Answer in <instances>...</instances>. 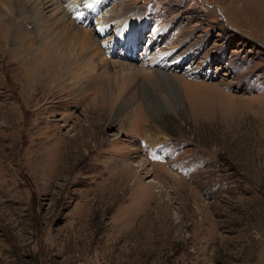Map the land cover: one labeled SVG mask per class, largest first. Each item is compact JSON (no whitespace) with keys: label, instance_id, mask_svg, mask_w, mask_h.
Listing matches in <instances>:
<instances>
[{"label":"rangeland","instance_id":"obj_1","mask_svg":"<svg viewBox=\"0 0 264 264\" xmlns=\"http://www.w3.org/2000/svg\"><path fill=\"white\" fill-rule=\"evenodd\" d=\"M42 1L0 19L49 59L72 4L104 59L31 97L0 42V264H264V0Z\"/></svg>","mask_w":264,"mask_h":264},{"label":"bare ground","instance_id":"obj_2","mask_svg":"<svg viewBox=\"0 0 264 264\" xmlns=\"http://www.w3.org/2000/svg\"><path fill=\"white\" fill-rule=\"evenodd\" d=\"M27 1H29V0H27ZM89 2H86V4H88ZM15 4L17 6H19V0H15ZM36 4L37 5L33 4L34 10H36L37 14H42L40 8H38L39 7L38 3H36ZM13 7H14V5H13ZM72 8H73V5L70 4L68 6V12L66 14L67 15L66 18H69V19H65V17H63V20L61 22H59L57 20L54 27H51V30L57 31L58 34L56 33V35L59 37L60 40L63 41L62 43L66 44V46L69 47L68 52L64 53L61 50L62 54L58 55L57 53H54L52 51V55L49 59L42 52L43 50H45L47 48L46 46H44V42L42 43L43 46H39L37 48L38 51H37L36 55H33V52H32L33 47L30 44V38L28 36L29 32L27 33L26 30L21 26V24H19L17 22H16L17 24H15L14 21L11 18H9V15H7V18H5L3 20L0 19V42L3 45V47L6 49V52H4L6 54H4V56H3V61L6 60L9 63L14 61V63H16L19 66L18 69L20 72H22L26 76L29 75V78L33 79V81L27 85V87L31 88L29 90V92L27 93L28 95L31 93L33 95V96L30 95L31 97L36 96L38 94L39 90L44 85H46L48 82H50V80L52 78L57 80V82H58V84L56 85L57 88H58V85H60L62 83L61 79L64 77V75H67V74L71 73L72 71H74V72L76 71L77 75H78L77 78L82 79L83 78L82 75L86 74V72L89 71L88 66H89V64L91 65V63H92V61L90 60L92 58L91 55H93V56L99 55L101 58H103L102 57L104 54L103 48L98 45L95 38H94V40H95L94 41L86 29H83L82 26L77 25L75 22H73V20H71ZM0 12H2V11H0ZM92 13H94V9H93ZM0 17H1V15H0ZM35 17H37V16H35ZM51 18H53V17H51ZM26 19H27V17H26ZM32 19H33V17H32ZM36 20H38V19H36ZM44 21H45V18H44ZM45 22H48V21H45ZM103 27H104V24H101L99 29L101 30ZM40 35L41 34H39V36ZM50 35H51V32H50ZM128 38H129V36H126L125 40H128ZM34 41H36V40L32 39L31 43H34ZM103 45H104V43H103ZM82 47H85L86 54H89L86 57L87 60H89V61L86 64L87 70L82 69L84 71L82 73H79L78 71L80 69L78 67L82 64L81 63L82 61L79 60V57H78V55L75 54V51L79 48H82ZM40 48H41V50H40ZM71 54H73L72 57H70ZM83 65H84V63H83ZM126 70H129V69L126 68ZM126 72H128V71H126ZM129 74L131 76H134L136 73L133 71V73H129ZM141 74H143V77H150L149 76L150 74H147L146 72H141ZM71 75H69V76H71ZM152 75L155 78H158L160 80L162 79V80L166 81L168 84H171L172 87L175 89L174 95L176 96L177 101L181 100L180 92L178 91V87H176L177 85H176V83L172 77H170L168 74H165V72L161 73V74H157V75H154V74H152ZM152 75H151V77H152ZM71 78H73V77H71ZM85 78H83V79H85ZM72 82H74V81H72ZM170 89H171V87H170ZM118 96H119V94L117 96H115V98H117ZM24 99H26V97H24ZM24 99L18 103L19 104L18 108H22L23 106H25L26 102L24 101ZM27 105H28V103H27ZM111 105H113V102L111 103ZM26 107L28 108V106H26ZM24 111H25V109H24ZM13 123H15V121H11V124H13Z\"/></svg>","mask_w":264,"mask_h":264}]
</instances>
